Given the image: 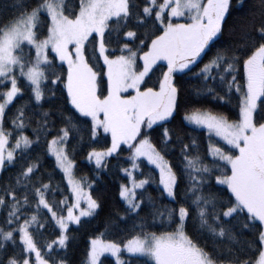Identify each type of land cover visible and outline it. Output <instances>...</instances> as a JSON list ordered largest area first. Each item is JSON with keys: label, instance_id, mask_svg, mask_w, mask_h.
<instances>
[{"label": "snow or ice", "instance_id": "6c2138e0", "mask_svg": "<svg viewBox=\"0 0 264 264\" xmlns=\"http://www.w3.org/2000/svg\"><path fill=\"white\" fill-rule=\"evenodd\" d=\"M113 173L82 264H264V0H0V264H71Z\"/></svg>", "mask_w": 264, "mask_h": 264}, {"label": "trees", "instance_id": "16d2710c", "mask_svg": "<svg viewBox=\"0 0 264 264\" xmlns=\"http://www.w3.org/2000/svg\"><path fill=\"white\" fill-rule=\"evenodd\" d=\"M206 62V61H205ZM198 86L197 81L195 78H190L186 81V90L189 94V98H191V93L193 90ZM30 134V133H29ZM205 141V137L201 136V142ZM104 141H101L99 145H97L98 148H103L105 146ZM127 154L125 153V156ZM49 170H51L52 167V160L51 158L46 161ZM89 165H87L83 161V157L77 158V172L78 175H88L91 177L92 173L90 171ZM121 173H113L112 175H105L103 177V182L100 184H97V188L100 189L99 193L95 190L93 191L94 196H101L103 200V206L100 210L99 215L95 218L94 222L90 224L86 230L81 232L76 241L73 243L70 251H69V257L71 260V264H82V262L85 259V252L88 247L89 239L93 236L99 235L100 233L105 232V220L109 216V214L113 211H122L124 205L123 201L119 197V185L121 182L127 183V180L121 181ZM66 184V181H65ZM127 233H117V232H107L105 233L104 238L105 239H112L117 242H121ZM102 261L104 264H115V259L109 256H105L102 258Z\"/></svg>", "mask_w": 264, "mask_h": 264}, {"label": "rangeland", "instance_id": "374dc122", "mask_svg": "<svg viewBox=\"0 0 264 264\" xmlns=\"http://www.w3.org/2000/svg\"><path fill=\"white\" fill-rule=\"evenodd\" d=\"M107 256V255H106ZM109 257H111V256H109ZM112 258H114V257H112ZM115 259V258H114Z\"/></svg>", "mask_w": 264, "mask_h": 264}]
</instances>
